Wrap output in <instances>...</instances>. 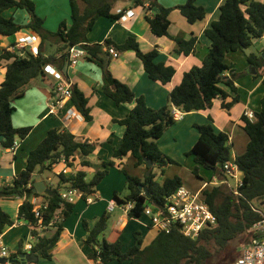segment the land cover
Segmentation results:
<instances>
[{"label": "trees", "instance_id": "16d2710c", "mask_svg": "<svg viewBox=\"0 0 264 264\" xmlns=\"http://www.w3.org/2000/svg\"><path fill=\"white\" fill-rule=\"evenodd\" d=\"M118 1L69 0L71 25L68 26L66 21H63L57 31L51 32L43 27V20L36 15L35 3L32 0H0V35L10 37L24 29H29L39 39L37 56L24 48L14 52L0 49V59L11 61L6 66L5 79L0 85V136H2L0 145L4 149H10L14 146L16 138L24 139L30 132L29 127L15 128L12 124L14 99L24 94L33 79L44 74L46 65L54 64L60 71L66 65L68 67L70 49L79 46L88 60L100 62L102 92L118 106L134 104L126 118L114 120L125 127V132L121 145L113 152V159H123L130 154L135 160V166H145L149 175L140 180L122 170L126 177L128 194L121 197L118 192H114L113 200L119 206L135 202L128 216L139 219L149 205L148 202L162 206L166 198L182 186L180 177L165 178L162 182H158L154 172V169L158 168L163 173L165 167L176 163L160 150L157 142L165 131L176 123L172 108L175 107L184 113L202 111L210 109L216 98H222V108L229 111L238 103V90L229 80L235 81L243 74L232 72L234 66L227 63L226 56L228 53L249 49L255 40L264 37V2L225 0L220 7L219 19L213 21L211 26L204 30L211 45L202 65L194 66L184 73L180 84L171 91L167 105L152 109L147 106L143 96H136L127 84L112 75L109 70L110 57L107 49L111 47L118 52H135L148 77L167 84L172 80L175 69L173 66L156 62L159 55L157 47L149 52H143L133 36H129L122 44H116L110 39L103 43H90L87 38V34L99 18L111 20L121 18L123 12L113 11ZM125 1L132 2L135 7H144L148 2V0ZM153 8H156L158 13L154 16H146L151 33L157 37L167 36L172 39L176 44L174 49L176 55L194 53L198 43L197 35L186 40L180 37L173 38L168 33L171 24L169 16L173 8L163 7L157 0H152L148 10ZM11 9L25 10L29 15V22L22 25L14 18L6 17L5 12ZM175 9L190 24L202 22L207 18L205 8L197 5L196 0H187L185 4ZM47 45L54 46L55 52L46 54ZM247 59L257 69L256 77L259 75L263 77L264 87V58L250 53ZM226 71L232 73L229 78L223 77ZM223 83L229 86L230 93L222 89ZM71 91L73 105L85 121L90 122L92 115L88 98L76 85L71 87ZM228 97L232 98L227 102ZM253 116V120L246 116L242 117L243 129L248 135L249 142L245 152L235 158V165L242 174V184L236 190L223 183L228 180V175L232 174L224 168V165L231 160L228 135L224 132H216L211 123L196 125L199 138L187 155L193 157L195 165L192 173L196 177H199L200 168H204L212 171L218 181L222 182L210 190L203 191L210 210L217 218L216 226L206 228L196 239L184 236L175 227L169 232L153 228L156 230V235L150 243L144 245L141 240L136 239L134 245L123 251L124 244L120 239L113 242L105 238L100 240L108 228L110 218L108 214H103L92 228L88 227L85 220L83 221V227L88 233L85 243L93 249L90 259L99 264H109L114 260L119 264L124 261H128L129 264H213L217 258L226 256L227 261L222 264H232L239 254L233 256L232 261H228L226 251L230 244L239 238L248 239L253 226L264 218L254 205L255 200L264 197V94L260 100V108ZM95 149V144L78 139L68 131L51 129L41 143L29 153L25 169L17 175L13 184L0 188V199L25 197L18 209V219L32 226L37 224L33 212L35 203L32 199L42 197L47 204L46 208H41L42 221L47 225L53 220L54 227L50 236L39 237L34 244L31 252L36 256L47 260L52 258L51 250L61 236L63 223L75 208L74 203L62 199L61 193L65 190L79 191L86 200L95 193L96 187L115 163L113 160L101 162L89 181L86 180V172L82 170L67 176L63 173L53 174L56 183L49 185L54 191L53 196L33 193L35 176L52 173V165L62 158L68 166L79 158L82 166L91 167L92 163L88 157ZM145 160L151 161L152 166L149 167ZM139 185L147 188L151 195L149 200L143 191H137ZM14 224L15 221L0 206V234ZM32 234H36L35 230ZM244 242L240 243L238 252ZM16 256L17 254L13 255Z\"/></svg>", "mask_w": 264, "mask_h": 264}, {"label": "crops", "instance_id": "0c3cea01", "mask_svg": "<svg viewBox=\"0 0 264 264\" xmlns=\"http://www.w3.org/2000/svg\"><path fill=\"white\" fill-rule=\"evenodd\" d=\"M32 1L35 3V13L43 20V27L46 30L57 31L63 21H66L68 26L71 25L69 0ZM257 1L264 2V0ZM157 2L163 7L175 9L177 6L185 4L187 0H157ZM224 2L225 0H196L197 5L205 8L207 18L194 24L188 23L177 10H172L170 13L171 24L168 28V33L171 37L189 40L193 35H197L198 43L196 49L190 55H176L174 53L176 44L172 39L167 36L157 37L151 33L146 16H154L158 13L156 8L148 10L142 6L135 7L132 2L125 6L117 5L113 11L115 13H124L127 10H133L134 15L125 20L121 18L111 20L101 17L87 34V38L90 43H103L105 40L110 39L116 44H122L129 36H133L137 39L143 52H149L157 47L159 55L156 58V62L173 66L175 69L172 80L167 84L150 79L135 52H118L111 47L107 51L110 57L109 70L112 75L127 84L136 96H143L148 107L159 109L168 104L171 91L180 84L184 73L194 66L202 65L211 45L210 40L204 34V30L209 28L213 21L219 19L220 7ZM5 16L14 18L18 24L23 25L29 22V15L25 10L11 9L5 12ZM20 20L21 22H19ZM31 34L32 32L29 29H24L12 37H15L17 42L19 38ZM8 38L0 35V49H7L10 52L16 51V49H13L16 42L9 41ZM263 42L264 37L255 40L253 46L249 48L250 53L262 56L264 46L261 43ZM256 43L260 44V49L253 52L252 48ZM45 51H47V46ZM242 52L245 58L239 56L238 51L228 53L226 56L228 64L236 65L232 72L243 74L235 81L231 80L238 90V103L227 111L222 108V98H216L210 109L184 113L181 120L170 126L157 142L160 150L176 163L165 167L163 173L158 168L154 169L156 173L155 179L158 182H162L165 178L178 176L182 180V187L192 193H203L204 190H210L212 187L221 184L210 170L209 174L202 172V169L199 170V177L192 173L195 163L193 158L191 159L187 153L193 148L199 138L196 125L211 123L216 132H224L228 135V144L231 147L230 163L235 164V158L245 152L249 138L243 129L242 117L245 112L253 115L255 111L259 110L264 87L262 84L263 77L260 75L256 77L257 69L255 67L254 74L249 73L251 64L247 59L248 54L245 51ZM114 53L118 54L117 57L113 56ZM230 54H233V56H230ZM10 62L0 59V85L5 79L6 66ZM240 65L241 67H239ZM50 66L57 69L54 64H50ZM61 72L71 87L76 85L88 98L92 120L90 122L85 121L73 105L71 97L64 98L60 107L55 112L50 113L49 102L55 95L56 83L45 72L42 76L33 79L25 89L24 94L13 101L14 110L11 117L13 126L15 128L29 127L30 132L24 139L16 138L14 147L10 149H4L0 145V188L13 184L17 175L25 169L29 153L41 143L51 129L68 131L78 139L86 140L88 143L96 145L95 151L88 157L92 166L84 167L81 165V159L76 158L72 165L67 166L66 176L82 170L86 172L87 180V174L91 173V176H93L96 167L101 162L113 160L115 163L113 167L120 168L121 172L122 170L130 174L132 172L131 176L143 180L147 174L146 167L135 166V160L130 154L123 159H113V152L121 145L125 132V127L114 120L126 118L134 104L118 106L102 92L100 62L98 60H88L86 54L78 59L76 65L65 66ZM231 74L230 71H226L223 77L229 78ZM221 87L227 93H230L229 86L225 83L221 84ZM231 98L228 97L227 102ZM72 114H75V116H72ZM64 165L65 163L63 162L54 165L51 169L52 173L41 175L42 180L45 183L55 184L56 179H54L53 174H58L64 168ZM107 177L108 174L102 182ZM236 177L242 179V174L238 170ZM229 178L231 177L229 176ZM230 181L229 179L228 185L232 187ZM101 183L96 189L101 186ZM96 189L95 194L98 199L92 204H87L80 193H75L73 202L75 208L70 217L63 223V231L57 244L51 250L52 258L50 260L37 256L35 262L22 263L18 261L17 264H98V262L90 259L93 249L85 243L88 233L83 227V221L85 220L88 227L92 228L103 214H108L111 217L116 211H118L119 215L113 227L115 230L112 233V239L108 241L122 240L124 244L123 251L134 245L136 239L138 241L141 240L144 245L152 241L155 236L146 241L147 243L145 242L151 236L150 230L152 227L149 217L142 215L139 219H132L119 208L108 212L107 206L113 201L114 193L101 196ZM115 190L117 189L115 188ZM24 200L25 197L0 199L1 208L15 221L14 225L7 227L1 233V241L11 256L23 253V247L25 244L30 243V237L33 235V226L24 220L18 219V209ZM32 202L35 203V206L45 203L42 197H34ZM52 230V228L35 230V236H37V239L43 236L48 237L51 235ZM20 242H22L21 245ZM12 246L14 247L13 250ZM19 249H21V253H19ZM114 262L116 260L109 264ZM127 262L124 261L121 264Z\"/></svg>", "mask_w": 264, "mask_h": 264}, {"label": "built area", "instance_id": "2783aa9c", "mask_svg": "<svg viewBox=\"0 0 264 264\" xmlns=\"http://www.w3.org/2000/svg\"><path fill=\"white\" fill-rule=\"evenodd\" d=\"M151 1L148 0L145 3V8L151 7ZM134 15L133 10H127L121 16V19L125 20ZM38 36L31 34L26 37L19 38V40L14 44L16 50L28 48L29 52L34 56L38 55ZM28 46V47H27ZM85 52L83 50L73 47L70 49L68 57V67L77 64L78 59L83 57ZM117 53L113 56L117 57ZM44 72L49 74L55 81V95L49 102L50 113L56 111L64 98L71 97L72 91L69 83L66 82L64 75L61 71L46 65L44 67ZM172 115L175 121L181 120L184 112L173 107ZM75 116V114H72ZM244 116L248 117L250 120L254 119L251 113L245 112ZM15 145V144H14ZM14 147V146H13ZM59 162L65 163L64 168L58 172V174L67 173V164L62 158L55 162L52 167ZM225 170L232 172L228 176H233L236 179V186L239 187L242 184V180L236 177L237 166L230 162L224 165ZM229 180V178H228ZM228 180L223 181V183L228 184ZM220 183H222L220 181ZM235 188V190L237 189ZM82 193L75 190H65L61 193L62 199L69 203H73L75 199V193ZM98 197L95 193L91 194L85 202L87 204H92L97 200ZM135 202H128L124 205L119 206L114 200L111 201L107 206V211L112 212L114 209L119 208L123 210L126 214L134 208ZM47 204L36 205L33 209L34 216L37 219V224L33 226L34 230H46V228H53L54 221H50L47 225L43 224L41 208H46ZM143 215L150 218V225L152 228L169 232L173 227L177 228L184 236L191 239H196L206 228L214 227L217 225V218L210 210L208 203L206 202L203 193H192L185 189L184 187H179L173 194L168 196L165 203L162 206L152 205L151 203L144 210ZM37 236L34 234L30 237V243L25 244L23 247V253L31 252L35 242H37ZM241 246L239 255L232 264H264V218L256 223L252 230L251 235ZM11 256L7 248L3 245L1 241L0 234V258H5L7 261L0 264H17L16 262L9 261L10 259H18ZM99 264V262H98Z\"/></svg>", "mask_w": 264, "mask_h": 264}, {"label": "rangeland", "instance_id": "374dc122", "mask_svg": "<svg viewBox=\"0 0 264 264\" xmlns=\"http://www.w3.org/2000/svg\"><path fill=\"white\" fill-rule=\"evenodd\" d=\"M126 4L129 5V1L119 0L115 4V6H117V5L118 6H125ZM174 10H177V9H173V11ZM19 22H21V20ZM8 40L14 42L15 41V37L11 36V37L8 38ZM261 45L264 46V42L261 43ZM258 49H260V44L256 43V45L252 48V50H253V52H256ZM54 52H55V47L47 45L46 53L47 54H51V53H54ZM238 54H239V56L245 58V55L243 54L242 51H238ZM230 56H233V54H230ZM230 58H232V57H230ZM237 63H239V62H237ZM234 66L236 67V65H234ZM239 67H241V65ZM189 157L191 159L193 158L192 156H189ZM200 170L202 172H207L209 174V170L206 171V169H204V168H200ZM131 174H132V172H131ZM131 174L129 173L130 176H131ZM230 177L231 178H229V179L231 180L230 182L232 184V187L235 189L237 187L236 186V178L233 177V176H230ZM44 178H46V176H44ZM91 178H92L91 173L87 174V181L91 180ZM160 179H162V178H160ZM46 184H47V186L50 185L49 182H46ZM115 188L117 190H115ZM96 190H97L98 193H100L101 196L107 195V194H113L114 192H118L121 197H124L125 195L128 194V190L126 189V178H125V175L120 171V168H117V167L110 168L109 169V173H108V177L101 183V186L99 188H97ZM254 205L259 209V211L264 216V197L261 198V199L255 200L254 201ZM118 215H119L118 211L114 212L111 215V217H110V219L108 221V228L102 234V236L100 237L101 241H102L103 237L106 240L112 239L111 238L112 237V233L115 230L113 227H114V224L117 221ZM150 231H151V236L148 239H146L145 242L149 241L156 234V230L155 229L152 228ZM244 241H245L244 238H239V239L235 240L233 243L230 244L228 250L226 251V254L228 256L227 258L229 259L228 261H232L234 259L233 256H237L239 254L238 247L240 246V243L242 244V242H244ZM13 249H14V247L12 246V250ZM226 261H227L226 260V256H222V257H219L216 260H214L213 264H222V263H224ZM112 264H119V263L116 261V262H114ZM125 264H129V262H127Z\"/></svg>", "mask_w": 264, "mask_h": 264}, {"label": "water", "instance_id": "95a60500", "mask_svg": "<svg viewBox=\"0 0 264 264\" xmlns=\"http://www.w3.org/2000/svg\"><path fill=\"white\" fill-rule=\"evenodd\" d=\"M77 49L82 50V48H80L79 46H77ZM244 51L246 52V54L249 55L250 50L249 49H244ZM262 57L264 58V53L262 54ZM255 72V68L254 65L251 64L250 68H249V73L254 74ZM231 82V84H233V82L231 80H229ZM2 140V136H0V141ZM145 162H147L148 166H152L151 161L145 160ZM221 167V165H220ZM146 175H149V172H147ZM33 193H38V194H44L47 196H53L54 195V191L47 186V184L42 180L41 175H36L34 178V183H33V188H32ZM137 191L141 192L143 191L146 194L147 199L149 200L151 198V195L148 193V190L146 187H144L143 185H139L137 187ZM148 204H150L148 202ZM18 259H10L9 261L11 262H16V261H20L22 263H27V262H35L37 260V256L34 253H21L18 255L17 257ZM7 260L5 258H0V263H5Z\"/></svg>", "mask_w": 264, "mask_h": 264}]
</instances>
